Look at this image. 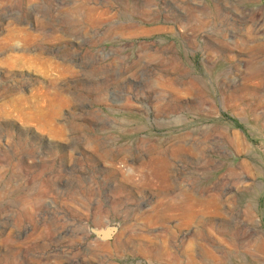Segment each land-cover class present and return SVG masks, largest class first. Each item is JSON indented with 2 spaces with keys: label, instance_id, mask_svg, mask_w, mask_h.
Wrapping results in <instances>:
<instances>
[{
  "label": "rangeland",
  "instance_id": "1",
  "mask_svg": "<svg viewBox=\"0 0 264 264\" xmlns=\"http://www.w3.org/2000/svg\"><path fill=\"white\" fill-rule=\"evenodd\" d=\"M0 264H264V0H0Z\"/></svg>",
  "mask_w": 264,
  "mask_h": 264
}]
</instances>
